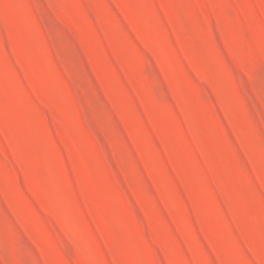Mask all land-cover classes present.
Segmentation results:
<instances>
[{
    "label": "rangeland",
    "instance_id": "1",
    "mask_svg": "<svg viewBox=\"0 0 264 264\" xmlns=\"http://www.w3.org/2000/svg\"><path fill=\"white\" fill-rule=\"evenodd\" d=\"M0 264H264V0H0Z\"/></svg>",
    "mask_w": 264,
    "mask_h": 264
}]
</instances>
